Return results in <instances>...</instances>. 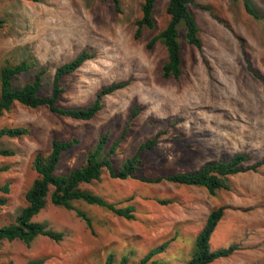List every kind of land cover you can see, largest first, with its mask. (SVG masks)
Wrapping results in <instances>:
<instances>
[{
	"label": "rangeland",
	"instance_id": "obj_1",
	"mask_svg": "<svg viewBox=\"0 0 264 264\" xmlns=\"http://www.w3.org/2000/svg\"><path fill=\"white\" fill-rule=\"evenodd\" d=\"M143 0H120L118 13L110 0H0V68L28 60L30 70L15 76L20 87L42 70L40 94L52 90L55 68L87 51V59L61 79L64 91L57 104L84 108L98 90L112 82L129 83L103 97L102 109L89 120L59 116L47 107L15 103L0 117V127L23 126L28 134L0 138V185L9 192L0 207V227L13 222L25 206L24 194L37 177L33 158L50 151L53 139L79 138L62 154L54 175L79 167L99 135L108 132L106 148L125 137L112 155L114 168L138 145L156 137L153 148L140 155L133 177L121 180L103 172L100 181L80 188L120 207L132 206L134 219H125L102 207L73 201L87 213L92 228L74 210L53 205L33 217L63 233L56 242L37 236L29 245L3 240L0 262L25 264H104L113 254L115 263L126 257L138 264L152 248L167 242L152 257L160 264H185L195 252V236L208 213L224 207L211 233V250L235 245L234 252L209 264H264V164L257 171L228 176V188L215 194L202 186L151 182L174 173L194 172L206 162L243 153L244 166L264 162V0H248L257 17L245 11L242 0H192L189 5L199 26L201 51L181 36L182 73L164 78V46L148 39L166 24L168 0H157L155 27L133 38L134 20ZM201 6L207 7L202 8ZM216 18H214L213 16ZM133 109L138 114L131 118ZM143 179H146L144 181ZM164 201V202H163ZM166 201V202H165Z\"/></svg>",
	"mask_w": 264,
	"mask_h": 264
},
{
	"label": "trees",
	"instance_id": "obj_2",
	"mask_svg": "<svg viewBox=\"0 0 264 264\" xmlns=\"http://www.w3.org/2000/svg\"><path fill=\"white\" fill-rule=\"evenodd\" d=\"M36 2L38 0H27ZM114 10L120 12V0H110ZM245 11L254 17L257 14L253 11L248 0H242ZM192 0H168L166 13L169 18L165 26L155 35L151 36L146 42V48L150 49L156 42H160L167 53L166 60L161 65V75L164 78H179L182 73V55H181V36L189 45L198 50L202 49V41L199 36V26L195 21L194 15L190 11L189 5ZM157 0H143L140 4V15L134 20L133 38L141 37L144 29L152 30L155 27L154 10ZM202 8H207L201 6ZM213 16V15H212ZM216 18L215 16H213ZM218 19V18H216ZM4 19L0 18V27ZM93 55L87 51H82L72 60L65 62L55 68L52 80V90L47 96L40 94L42 85V70H38L33 77L23 83L22 86L13 85L16 75L31 69L32 64L28 60H21L15 64H6L0 68V117L5 111H9L15 103L26 107L37 108L47 107L49 111L59 115L77 120H89L93 118L103 107V97L114 92L117 89L125 87L129 80L112 82L104 86L96 93L94 101L84 108H69L57 104L61 93L64 91L61 85V79L66 74L76 71L84 61L92 58ZM138 114L136 109L131 112V118ZM28 134V129L23 126H3L0 127V138L2 137H21ZM126 128L121 137L114 141L109 148L108 132L100 134L95 145L90 148L85 156L84 163L68 172L54 175L57 164L61 160L62 154L77 144L79 138L71 139H53L51 141L50 151L47 155L36 153L32 164L37 177L24 194L25 206L15 216L13 222L0 227V245L3 240H20L29 245L37 236H45L53 241H60L63 233L54 231L47 227L44 222L34 221L33 217L38 214L49 200L53 205L61 206L74 210L76 215L82 218L91 229L92 223L87 213L73 206V201H83L87 204L96 205L104 208L125 219H134V208L132 206L120 207L107 199L83 190L80 185L100 181L102 174L106 171L111 178L127 179L133 177L138 169L140 155L143 151L153 148L156 144V137L148 139L138 145L133 154L123 160L118 168H114L112 155L116 153L119 142L125 137ZM15 152L12 148H0V156H12ZM247 160L245 154H234L230 158L218 161L206 162L201 168L194 172L174 173L166 176H160L155 179H148L151 182H160L166 180L176 184L196 185L205 187L209 193L215 194L220 188H228V176L248 170L257 171L264 164L263 161L252 165L244 166ZM7 166L0 167V173L5 171ZM146 181V179H143ZM0 192L7 194L9 185L4 183L0 185ZM6 197L0 196V207L5 205ZM164 202V201H163ZM166 202V201H165ZM224 207L220 206L211 210L204 222V225L195 236V252L185 264H209L219 258L231 255L236 249L235 245L211 250L209 239L217 223L222 218ZM167 242L149 250L138 262V264H160L152 260V257L163 251ZM43 259H32L25 264H41ZM0 264H13V262H0ZM104 264H129L126 257H122L118 263H115L113 254L105 257Z\"/></svg>",
	"mask_w": 264,
	"mask_h": 264
}]
</instances>
